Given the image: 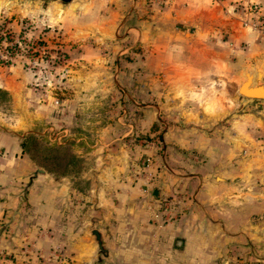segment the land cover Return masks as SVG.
<instances>
[{
  "label": "crops",
  "instance_id": "obj_1",
  "mask_svg": "<svg viewBox=\"0 0 264 264\" xmlns=\"http://www.w3.org/2000/svg\"><path fill=\"white\" fill-rule=\"evenodd\" d=\"M22 1L0 0V22L15 12L14 3ZM159 1L163 3L160 14L146 20L140 19L146 9L141 0H71L65 5L29 0L31 8L26 14L16 12L59 22L67 40L83 49L76 59L86 62L93 48L108 45L119 56L139 42L170 49L169 55L156 53L168 63L160 94L163 100L159 106H144L143 127L148 129L160 114L167 115L170 123L164 143L175 140L180 149L196 156L188 163L189 172L165 166L143 186L137 166L134 170V152L126 144L133 123L126 124L123 115L107 117L120 106L108 105L113 91L108 89L106 72L104 88L98 92L88 88L89 74H75L80 90L87 91L84 96L105 98L103 106H86L104 116L102 121H93L101 124L98 139L83 140L88 151H77L90 162L81 191L67 179L55 181L40 175L30 180L18 147L19 133L24 131L0 127V244L5 241V253L17 257L12 264H36L31 257L22 262L21 249L12 248H20L24 238L35 239L37 225L51 228L54 234L61 224L66 227L57 239L67 242L66 253L73 264H264V217L256 226L249 215L235 221V215L245 213L252 203L264 206V185L233 183L245 179L250 162L242 172L235 167L236 138L229 132L221 135L215 127L240 109L239 122L246 123L240 126L244 136H238V143L251 148L258 143L248 125L264 136V116L253 113L262 112L264 99H248L238 91L247 75L253 80L250 89H264V0ZM33 2H48L49 6L39 10ZM152 7L156 8L155 1ZM222 33L229 34L233 45L248 44L238 62L227 65L228 71H238L233 87L214 51L223 44L218 38ZM100 60L91 59V63L105 62ZM119 77L116 73L113 80L117 86ZM128 77L133 81L134 74ZM80 90L74 96H83ZM119 90L122 96L132 97L129 90ZM85 124L93 125L90 120ZM142 154L151 159L149 172L152 151L146 147ZM256 194L261 196L259 202ZM26 203L32 207L29 226L23 214ZM166 208L180 214L167 221Z\"/></svg>",
  "mask_w": 264,
  "mask_h": 264
},
{
  "label": "rangeland",
  "instance_id": "obj_2",
  "mask_svg": "<svg viewBox=\"0 0 264 264\" xmlns=\"http://www.w3.org/2000/svg\"><path fill=\"white\" fill-rule=\"evenodd\" d=\"M55 1L57 4L65 5L71 0ZM141 1L146 9L140 19L146 20L154 14H160L163 6L161 1ZM154 1L156 8L152 7ZM30 3L32 2L29 0L22 1L20 4L14 3L11 8L15 12L8 17H3L0 22V127L24 131L23 134L19 133L18 147L21 158L27 164L30 180L40 175H46L55 181L67 179L79 191L85 187L83 173L89 167L90 162L77 151L83 152L85 149L83 140L88 143L98 139L100 135L97 131L101 124L94 122L102 121V116H104L95 108L87 109L86 106H103L105 98H100L99 95L84 96L87 91H81L79 80L74 78V75L78 73L89 74L92 81L88 88L98 92L99 89L104 88L106 72L110 83L108 89L112 88L113 91L112 99L109 100L108 98V105L111 107L120 106V109L117 108L115 113L108 114L107 117L114 118L123 115L126 124L133 123V130L127 136L128 142L126 144L134 152L136 157L134 170L137 166L143 186H146L148 181L151 182V174H158L165 166L170 169H185L189 172L187 166L189 161L196 156L195 152L188 153L180 149L179 145L175 144V140H168V143H164L163 134L168 129V123H170L167 115L160 114L151 127L148 129L143 127L144 116L142 111L144 106H159L163 100L160 94L165 87L164 70L168 63H164L161 57L156 56V53L161 52L164 55L165 53L169 55L170 49L164 51L157 47L154 48L152 44L147 46L145 42H139L134 43V46L127 48L124 54L119 56L115 53L116 50H112L108 45L102 46L100 49L93 48L94 53L89 54L90 57L88 56L87 62L86 59H76L83 52V49L77 48L76 44L67 40L65 31L59 22L52 19L48 21L43 17L38 19L24 17L16 13L17 11L27 13L31 8ZM36 4L39 10L47 9L49 6L48 2H36L34 6ZM218 38L223 44L214 51L218 56L220 68H225V74L228 75V85L233 87L238 80V71H228L227 67L238 62L242 52L247 50L248 44L233 45L229 41L228 33H222L218 35ZM124 46L129 45L126 43ZM100 57L105 60L104 63H98L101 61ZM91 59L98 62L91 63ZM116 73L120 75L118 86L113 81ZM129 74H134L133 81H130ZM248 77H250V84H252V77L247 75ZM258 81L259 79L256 82L258 83ZM120 87L125 92L129 90L128 93L132 96L130 98L134 102L120 94ZM256 87L262 88V86ZM77 90H80L83 96H74ZM76 107L80 109L76 110ZM261 107H264V104ZM253 111L260 117L264 116V108L260 114L255 113L258 110ZM241 112L240 109H237L233 116L219 122L215 127L221 135L227 132L234 134V138H236L235 167H241L242 172V168L250 162L249 169H245V179L237 178L233 183L261 187L264 185V136L257 132L256 128L248 125V131L254 136L252 139L254 138L258 143L254 144L252 148L238 143V136H240L239 138L244 136L240 126L246 123L239 122ZM88 120L93 125L85 124ZM232 122L234 123L233 128L231 127ZM24 137L34 138L30 147L31 153L36 150L64 146L78 160L76 162L67 160L57 165L53 162L47 163L42 168L38 164H34L28 155L21 152L20 144ZM158 138L161 142L159 147L156 140ZM75 140H79V142L76 143ZM146 147L153 154L149 172L146 171L148 166L145 167L143 164L147 156L142 154V151ZM167 147L171 151L167 150ZM87 151L85 149V152ZM254 197H258V202L261 200L259 194ZM23 209L24 219L29 220L27 222L29 226L31 219L28 217L32 214V207L26 203ZM168 211L167 208L164 209V214L168 218L167 221L174 220L180 214L177 210H174V214L173 211ZM247 215H249L253 226L258 225L259 221H262L260 218L264 217V206L252 203L246 207L245 213L240 212L239 215L238 213L235 215V221H238V218L241 221L245 220ZM65 227L64 224H61L59 230L61 231ZM4 230L5 228L1 229V231ZM60 231L51 234V228L37 225L35 239L33 237L28 240L24 238L20 248L17 246V248L13 247L12 249H21L22 253L18 252V254L23 256L22 262L31 260V257L35 258L36 264H73L66 253L67 242L60 238L57 239L60 237ZM98 241V248L101 249L100 241ZM4 243L5 241H2L0 244V255L3 259L1 262L12 264L17 260V257L13 256L12 252L5 253L7 249Z\"/></svg>",
  "mask_w": 264,
  "mask_h": 264
},
{
  "label": "trees",
  "instance_id": "obj_3",
  "mask_svg": "<svg viewBox=\"0 0 264 264\" xmlns=\"http://www.w3.org/2000/svg\"><path fill=\"white\" fill-rule=\"evenodd\" d=\"M156 140L157 146L159 147L161 142H159V138ZM33 141L34 138L32 137H24L20 144L21 152L28 155L34 164H38L42 168L47 163L53 162L55 165H57L67 160L72 162H76L78 160V158L72 155L70 151L64 146H55L48 149L36 150L31 153L30 147Z\"/></svg>",
  "mask_w": 264,
  "mask_h": 264
},
{
  "label": "bare ground",
  "instance_id": "obj_4",
  "mask_svg": "<svg viewBox=\"0 0 264 264\" xmlns=\"http://www.w3.org/2000/svg\"><path fill=\"white\" fill-rule=\"evenodd\" d=\"M250 77H248V81H247V84L245 87H243L241 89V92L240 93H246V94H251L253 95L254 94V97H259L261 98L262 95L264 96V89L261 88V87H258L257 89H250ZM256 92V93H255Z\"/></svg>",
  "mask_w": 264,
  "mask_h": 264
},
{
  "label": "water",
  "instance_id": "obj_5",
  "mask_svg": "<svg viewBox=\"0 0 264 264\" xmlns=\"http://www.w3.org/2000/svg\"><path fill=\"white\" fill-rule=\"evenodd\" d=\"M66 1H70V0H66ZM247 81H248V78H247ZM247 81L244 82V83L239 87V89H238L239 92H241V89H242L243 87L246 86ZM255 93H256V92H255ZM240 95L243 96V97H245V98H248V99H258V100H260V99H264V96H263V95H262L261 98H259V97H254V94H253V95H251V94L249 95V94H246V93H240ZM39 172L42 173L41 170H39ZM94 235L96 236L97 240H99V235H98L96 232H94ZM98 242H99V241H98ZM99 244H100V242H99Z\"/></svg>",
  "mask_w": 264,
  "mask_h": 264
},
{
  "label": "built area",
  "instance_id": "obj_6",
  "mask_svg": "<svg viewBox=\"0 0 264 264\" xmlns=\"http://www.w3.org/2000/svg\"><path fill=\"white\" fill-rule=\"evenodd\" d=\"M143 164L145 165V167L149 166L150 164V159L149 158H146L143 162Z\"/></svg>",
  "mask_w": 264,
  "mask_h": 264
}]
</instances>
